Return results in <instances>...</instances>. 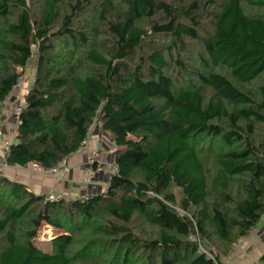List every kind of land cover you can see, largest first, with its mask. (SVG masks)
<instances>
[{"label":"trees","instance_id":"obj_1","mask_svg":"<svg viewBox=\"0 0 264 264\" xmlns=\"http://www.w3.org/2000/svg\"><path fill=\"white\" fill-rule=\"evenodd\" d=\"M38 5L0 0V107L38 58L6 160L54 167L96 121L119 172L53 201L0 174V264H223L264 219V0Z\"/></svg>","mask_w":264,"mask_h":264},{"label":"crops","instance_id":"obj_2","mask_svg":"<svg viewBox=\"0 0 264 264\" xmlns=\"http://www.w3.org/2000/svg\"><path fill=\"white\" fill-rule=\"evenodd\" d=\"M15 90L11 93V100L12 97L15 96ZM22 96L25 99L26 94ZM17 124L18 117L12 114L9 115L8 118H2L0 120V129L2 131V135L0 136V159L4 156L7 142L10 145V143L16 140ZM98 127L99 124L96 123L89 147L86 150H80L67 158V165L70 168V173L66 175L65 181L62 183H58L49 175L32 170L30 165L25 167L18 165L17 167H13V165H11L6 168L5 172L1 175L7 176L12 180L26 185L37 195H47L51 192H55L58 197L77 199L106 192L109 183L114 176L106 170L96 173L94 181L89 185L82 183L84 177L83 170L88 155L90 151L96 149L98 145ZM110 142L111 140L107 135L104 139L103 148L99 155V159L103 163L114 161V157L111 154L113 146ZM258 231V236L250 237L242 244L231 264H254L259 260L264 252V219L259 224Z\"/></svg>","mask_w":264,"mask_h":264},{"label":"built area","instance_id":"obj_3","mask_svg":"<svg viewBox=\"0 0 264 264\" xmlns=\"http://www.w3.org/2000/svg\"><path fill=\"white\" fill-rule=\"evenodd\" d=\"M22 82L23 81H22V77H21L16 88L20 87ZM11 95L12 94H10L5 99V101L3 102L2 107L0 109V117L15 114L19 118V115L22 113L23 109L27 107L26 103L25 104L19 103L16 106L11 107V105H10L11 104ZM95 125H96V121L90 127L89 132H88V136L84 140V143L81 147V150H86L89 147L90 141H91L92 136H93ZM1 135H2V131L0 129V136ZM106 137H107V134L104 133L102 131V129L99 127V135L97 137L98 145H97V148L90 151V153L88 155V158H87L84 170H83V172H84V177L82 179L83 184L89 185L90 183H92L94 181L96 173H98V172L106 170L114 176L117 175L119 172V167L114 161L109 162V163H103L99 159L100 151L103 148L104 139ZM9 146L10 145L7 142L6 149L4 152V156L2 159H0V174H3L6 170V168L11 166L6 160V154L8 152ZM111 152L113 153V150ZM13 167H17V165H13ZM30 167L34 171H37V172H40L42 174L49 175V176L53 177L58 183L64 182L66 179V175L70 173V168L67 165V159L66 158L51 168L43 167L41 164L36 163V162L31 163ZM45 196H46L47 201H53V200L58 198V195L55 192H51ZM257 234H259L258 228L254 227L250 231L249 235L241 237L240 239H238V241L234 245V249L232 250V252L229 255L223 256L221 258V261L223 262V264H231V262L233 261L234 257L236 256V254H237L238 250L240 249V247L242 246V244L247 239H249L252 235L256 236ZM200 248L205 253H207L212 259H216L219 256V254L216 252L215 248H212V250H208L201 243H200Z\"/></svg>","mask_w":264,"mask_h":264},{"label":"rangeland","instance_id":"obj_4","mask_svg":"<svg viewBox=\"0 0 264 264\" xmlns=\"http://www.w3.org/2000/svg\"><path fill=\"white\" fill-rule=\"evenodd\" d=\"M29 1L35 9L39 8V5H38L39 0H29ZM188 49L190 50V52L188 54H186V56H185L186 59H188L187 62L189 63V65L197 66L196 65L198 62L197 51H200L199 45H196V43L191 44V46H189ZM37 60H38V58H37V56H35V58L33 59V62L27 67L26 72L22 77L23 82H22L20 87L16 88L15 93H14L15 96L12 97L11 104H10L11 107H14L19 103L20 104L26 103V101L22 95H25L29 91L28 89H30L32 84H33L34 77H35V66L37 64ZM12 115H15V114H12ZM8 117L9 116H4V117L1 116L0 120L2 118L5 119ZM98 129H99V127H98ZM12 143H10V145ZM61 234H63V232L61 230H55L54 228L49 227L46 224H43L42 227L39 229L38 236L36 237V239L33 240V245L36 248H38V249H40L46 253L54 254L57 251L52 244V240H53V238H55L56 236L61 235ZM258 235L259 234H257L256 236H258ZM256 236H254V237H256ZM251 237H253V235ZM215 249H216V252L218 253L217 248H215ZM222 257L223 256H221V258Z\"/></svg>","mask_w":264,"mask_h":264}]
</instances>
